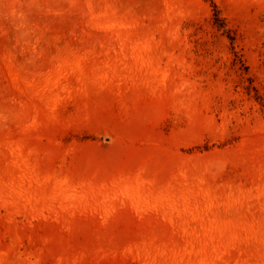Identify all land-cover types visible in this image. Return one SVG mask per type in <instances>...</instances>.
<instances>
[{
    "label": "rangeland",
    "instance_id": "374dc122",
    "mask_svg": "<svg viewBox=\"0 0 264 264\" xmlns=\"http://www.w3.org/2000/svg\"><path fill=\"white\" fill-rule=\"evenodd\" d=\"M0 264H264V0H0Z\"/></svg>",
    "mask_w": 264,
    "mask_h": 264
}]
</instances>
